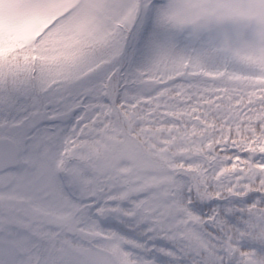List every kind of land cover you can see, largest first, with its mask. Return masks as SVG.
<instances>
[{
  "label": "snow or ice",
  "instance_id": "6c2138e0",
  "mask_svg": "<svg viewBox=\"0 0 264 264\" xmlns=\"http://www.w3.org/2000/svg\"><path fill=\"white\" fill-rule=\"evenodd\" d=\"M0 264H264V0H0Z\"/></svg>",
  "mask_w": 264,
  "mask_h": 264
}]
</instances>
